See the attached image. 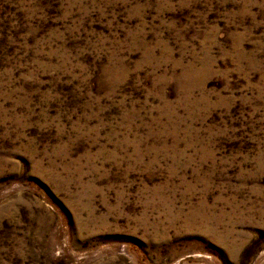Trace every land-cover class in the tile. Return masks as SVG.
Wrapping results in <instances>:
<instances>
[{
	"label": "rangeland",
	"instance_id": "rangeland-1",
	"mask_svg": "<svg viewBox=\"0 0 264 264\" xmlns=\"http://www.w3.org/2000/svg\"><path fill=\"white\" fill-rule=\"evenodd\" d=\"M0 264H264V0H0Z\"/></svg>",
	"mask_w": 264,
	"mask_h": 264
}]
</instances>
